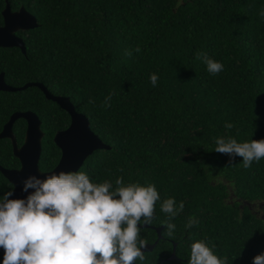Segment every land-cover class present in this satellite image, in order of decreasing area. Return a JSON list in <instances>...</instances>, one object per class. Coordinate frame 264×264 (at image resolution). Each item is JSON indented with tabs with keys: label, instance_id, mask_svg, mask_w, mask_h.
I'll list each match as a JSON object with an SVG mask.
<instances>
[{
	"label": "trees",
	"instance_id": "16d2710c",
	"mask_svg": "<svg viewBox=\"0 0 264 264\" xmlns=\"http://www.w3.org/2000/svg\"><path fill=\"white\" fill-rule=\"evenodd\" d=\"M7 1L39 22L19 31L26 54L0 49L7 83H42L88 117L111 146L79 170L93 183L109 180L115 187L122 177L125 184H154L160 194L152 223L139 227L147 244L157 242L156 228L163 227L162 238L136 264H187L191 243L201 239L227 264H253L264 253V219L250 207L264 208V159L246 169L241 157L214 149L217 137L264 139V0H0V26ZM200 53L223 70L210 74ZM110 94V107H103ZM15 111L40 117V168L54 169L62 155L54 138L69 128L70 115L36 87L0 92V133ZM229 122L231 130L224 127ZM14 131L23 139L26 122ZM8 143L0 140L1 164L13 157ZM8 191L12 186L0 173V197ZM166 198L177 207L184 202L170 221L172 237L161 211ZM190 217L198 223L186 229ZM175 244L178 259L169 260Z\"/></svg>",
	"mask_w": 264,
	"mask_h": 264
},
{
	"label": "clouds",
	"instance_id": "9594fccd",
	"mask_svg": "<svg viewBox=\"0 0 264 264\" xmlns=\"http://www.w3.org/2000/svg\"><path fill=\"white\" fill-rule=\"evenodd\" d=\"M264 16V11L260 13ZM137 53L140 48L135 49ZM131 52L125 55L131 56ZM216 75L223 64L207 56L197 55ZM153 86L158 76L149 77ZM111 94L103 107H110ZM92 103L93 101H89ZM224 127L231 130L232 123ZM214 151L242 158L244 168L264 159V139L238 142L232 136L215 138ZM231 163V161H229ZM29 189H32L29 192ZM25 199H10L12 191L0 197V248L3 264H135L144 261L142 248L147 242L140 238L141 221L150 225L160 194L154 184H125L122 177L93 183L83 171H60L30 175L23 180ZM184 209L174 198L161 203V211L169 217L166 234L172 237L176 225L170 221ZM198 221L190 217L185 224L192 228ZM214 245L201 239L190 245L187 264H227L214 253ZM253 264H264V253L253 258Z\"/></svg>",
	"mask_w": 264,
	"mask_h": 264
},
{
	"label": "water",
	"instance_id": "95a60500",
	"mask_svg": "<svg viewBox=\"0 0 264 264\" xmlns=\"http://www.w3.org/2000/svg\"><path fill=\"white\" fill-rule=\"evenodd\" d=\"M4 25L0 27V47L19 48L26 54V44L24 40L16 35L19 31L34 30L39 27L38 19L29 13L25 7H21L14 12L7 1L6 8L3 11ZM36 87L40 89L47 100L53 101L66 111L71 117V124L68 129L58 132L55 135L54 142L62 151V157L59 164L54 170L44 173L40 169V159L43 152V139L45 137L42 130V121L40 117L32 111L14 114L9 123L5 126L0 138H11L14 140L13 126L16 120L24 118L27 121L28 128L25 137L24 146L20 150H16V155L22 159L23 168L19 172L7 171L1 169L4 175L16 185L13 195L10 199H25L28 195L23 191V180L30 175H36L41 178L44 175L58 173L60 171H79L86 160L98 150H111V146L105 144L102 139L96 135L90 125L88 117L77 112L76 107L69 97L56 96L52 94L48 88L42 83H27L22 87L15 88L6 83L5 74L0 75V91L17 92L24 91L28 88ZM32 189H29L31 192ZM142 227H148L143 225ZM163 227L156 228L158 240L155 244H147L142 248L144 253L152 252L158 241L162 238ZM176 244L172 256L169 260H177ZM0 251L4 252L3 248ZM136 264V262H135ZM160 264H163L161 262Z\"/></svg>",
	"mask_w": 264,
	"mask_h": 264
},
{
	"label": "flooded vegetation",
	"instance_id": "af4514ba",
	"mask_svg": "<svg viewBox=\"0 0 264 264\" xmlns=\"http://www.w3.org/2000/svg\"><path fill=\"white\" fill-rule=\"evenodd\" d=\"M9 2V1H8ZM14 12H16V11H14ZM4 19V18H3ZM3 25H4V23H3ZM2 25V26H3ZM1 27V26H0ZM16 35L18 36V37H20V35H19V32H17L16 33ZM21 38V37H20ZM23 39V38H22ZM24 40V39H23ZM0 49H10V48H6V47H0ZM21 50V49H20ZM22 51V50H21ZM1 74H5L4 72H2V73H0V75ZM5 80H6V76H5ZM6 83H7V80H6ZM8 84V83H7ZM9 85V84H8ZM11 86V85H10ZM14 87V86H13ZM19 87H22V86H18V87H15V88H19ZM0 92H5V91H0ZM17 92H21V91H17ZM11 93H15V92H11ZM26 111H15V112H13L11 115H10V117L8 118V121L4 124V126H3V129H2V131H1V133L3 132V130H4V128H5V126L9 123V121H10V119H11V117L14 115V114H16V113H25ZM24 121V122H26V132H27V128H28V124H27V121L24 119V118H19L18 120H16V122L14 123V126H13V134H14V140L13 139H11V138H3V139H1L0 138V140H7L9 143H8V145H9V154L8 155H10V154H12V158L10 157V159L7 161V162H5V164H1L0 163V173L2 174V176L11 184V186H12V192L16 189V185L14 184V183H12L5 175H4V173L2 172V170L1 169H4V170H7V171H13V172H19V171H21L22 170V168H23V162H22V159L20 158V157H18L17 155H16V150H20L23 146H24V143H25V137H26V132H25V135H24V138L23 139H18L17 138V136H16V134H15V131H14V128H15V126H16V124L17 123H19L20 121ZM1 133H0V135H1ZM61 157H62V155H61ZM60 160H61V158H60ZM40 161H41V159H40ZM60 162V161H59ZM59 164V163H58ZM39 165H40V163H39ZM41 169V168H40ZM52 170H54V169H52ZM52 170H50V171H52ZM42 171V170H41ZM50 171H42V172H44V173H47V172H50ZM245 204H248V205H250L249 203H245ZM250 207L253 209V213L254 214H256V215H259V216H261L263 219H264V208H262L263 206L262 205H260V206H255V205H250ZM0 252H2V251H0ZM2 253H4V252H2Z\"/></svg>",
	"mask_w": 264,
	"mask_h": 264
}]
</instances>
